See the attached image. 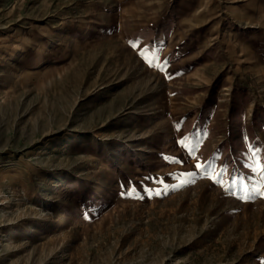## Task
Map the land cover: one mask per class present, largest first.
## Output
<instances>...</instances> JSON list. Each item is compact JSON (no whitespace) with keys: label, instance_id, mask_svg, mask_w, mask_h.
Returning a JSON list of instances; mask_svg holds the SVG:
<instances>
[{"label":"rangeland","instance_id":"1","mask_svg":"<svg viewBox=\"0 0 264 264\" xmlns=\"http://www.w3.org/2000/svg\"><path fill=\"white\" fill-rule=\"evenodd\" d=\"M262 173L264 0H0V264H264Z\"/></svg>","mask_w":264,"mask_h":264},{"label":"snow or ice","instance_id":"2","mask_svg":"<svg viewBox=\"0 0 264 264\" xmlns=\"http://www.w3.org/2000/svg\"><path fill=\"white\" fill-rule=\"evenodd\" d=\"M148 50L142 49L140 51V55L141 58L147 62L149 67H154L155 66V61H157L158 59H160L156 53H152L151 57H149V55L147 54ZM168 65V61H163V63L161 64V71H164L167 68ZM179 74V73H177ZM171 75V73H169V76ZM176 131L179 132V126H177ZM204 133L201 132V130L199 129V127H197L196 129H194V131L191 133V143H187V141H189L190 137L189 136H181V138L179 140H176V145L177 147L183 149L186 151V156L185 157H169V156H164L163 158L166 160H169L171 163H175V164H180V165H187L189 160H195V163L192 165V167L196 170V171H188V172H181L179 175L183 176V177H187L188 179H184L181 180L179 184L174 185V187L176 188H181L183 187L185 184L190 183L191 182V178L195 175H197V172H199L200 170H212L215 171V161L218 158L219 153L215 154L212 158V160L210 161H204L201 162L200 159L197 157L196 153L198 151V147L199 144L201 143V136ZM259 148H257L252 155L258 156L259 154ZM257 164H259V161H257ZM255 170V169H253ZM228 172V165L226 163L221 164L220 165V171L216 173V177L213 179V183L219 184L221 182L220 178ZM264 174V173H262ZM145 179L147 180H151L152 177H146ZM245 177L243 174H230V180H229V187L227 189L228 192L232 191V187L234 185H237L239 181L244 180ZM158 182H162L159 181V178L157 177ZM134 191V190H133ZM126 194H130V193H126ZM261 196H264V193H260Z\"/></svg>","mask_w":264,"mask_h":264}]
</instances>
